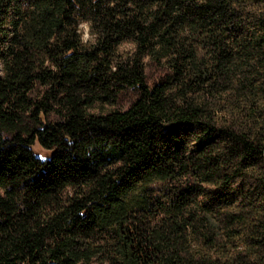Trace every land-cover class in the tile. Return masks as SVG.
Here are the masks:
<instances>
[{
    "label": "trees",
    "instance_id": "obj_1",
    "mask_svg": "<svg viewBox=\"0 0 264 264\" xmlns=\"http://www.w3.org/2000/svg\"><path fill=\"white\" fill-rule=\"evenodd\" d=\"M0 264H264V0H0Z\"/></svg>",
    "mask_w": 264,
    "mask_h": 264
},
{
    "label": "clouds",
    "instance_id": "obj_2",
    "mask_svg": "<svg viewBox=\"0 0 264 264\" xmlns=\"http://www.w3.org/2000/svg\"><path fill=\"white\" fill-rule=\"evenodd\" d=\"M83 28H84V37H87L88 36V31H87L88 25L85 24Z\"/></svg>",
    "mask_w": 264,
    "mask_h": 264
},
{
    "label": "rangeland",
    "instance_id": "obj_3",
    "mask_svg": "<svg viewBox=\"0 0 264 264\" xmlns=\"http://www.w3.org/2000/svg\"><path fill=\"white\" fill-rule=\"evenodd\" d=\"M84 27V26H83ZM84 29V28H83ZM87 31H88V29H87ZM85 39H88V36L87 37H85ZM37 151L38 152H42V150L41 149H39V148H37Z\"/></svg>",
    "mask_w": 264,
    "mask_h": 264
},
{
    "label": "snow or ice",
    "instance_id": "obj_4",
    "mask_svg": "<svg viewBox=\"0 0 264 264\" xmlns=\"http://www.w3.org/2000/svg\"><path fill=\"white\" fill-rule=\"evenodd\" d=\"M43 158V157H42Z\"/></svg>",
    "mask_w": 264,
    "mask_h": 264
}]
</instances>
